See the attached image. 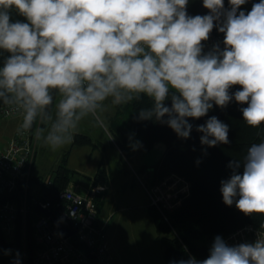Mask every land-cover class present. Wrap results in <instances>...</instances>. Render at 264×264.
<instances>
[{"label": "clouds", "instance_id": "obj_1", "mask_svg": "<svg viewBox=\"0 0 264 264\" xmlns=\"http://www.w3.org/2000/svg\"><path fill=\"white\" fill-rule=\"evenodd\" d=\"M188 3L0 0V52L8 54L0 66V101L22 113L18 131H31L39 119L47 127H37L35 138L55 151L73 142L86 117L103 127L98 112L109 98L121 105L142 96L152 105L138 120L166 123L183 139L193 129L189 118L233 99L247 105L241 108L246 125L264 126V0L247 13L239 9L248 0H228V8L225 0H202L208 14L195 16L187 13ZM13 9L25 20L13 22ZM214 28L223 33V50L216 44L205 53ZM234 86L240 90L230 94ZM196 131L203 133L202 145L229 143L228 125L215 116ZM228 167L232 175L220 188L224 204L264 215V139ZM172 264H264V235L231 246L217 236L206 259Z\"/></svg>", "mask_w": 264, "mask_h": 264}, {"label": "trees", "instance_id": "obj_2", "mask_svg": "<svg viewBox=\"0 0 264 264\" xmlns=\"http://www.w3.org/2000/svg\"><path fill=\"white\" fill-rule=\"evenodd\" d=\"M257 2L259 0H248V3L239 10L247 13L251 10L252 4ZM228 7V0H225V8ZM186 10L190 16L208 14L202 0H189ZM10 16L13 22L25 20L14 9L10 11ZM210 36L220 37V40L212 46L204 47V52L211 51L216 44H219L220 49L223 50V33L214 28ZM7 55L0 52V66L3 65ZM237 90H240L239 87L234 86L230 89V94ZM57 97L58 95L54 93L51 111ZM165 104L170 107L171 100H167ZM1 105H4L2 101H0ZM151 105L152 101L147 96H142L138 101L121 104L118 111L111 116L109 129L115 137L117 146L119 145L118 148L125 156H122V162L126 161L125 159L129 160L135 153L148 152L153 147H159V144L163 147L162 157L150 167L151 170H148L146 165L139 168V171L147 176V183L153 184L166 174L176 173L184 176L190 184V193L182 199L179 206L167 213L166 217L156 208L150 209L156 230L164 242V262L161 264H172L174 261L186 260L190 256L197 260L206 259L215 237L220 236L223 239L227 234L245 225H253L264 230V215H245L235 207V203L230 207L225 205L220 191L221 181L227 180L232 175L233 170L228 167L229 163L243 160L248 147L264 139V126L252 128L244 122L241 108L247 105H241L233 99L224 108L213 105L207 115L200 119L189 118L188 122L193 125V129L187 139L178 137L166 123L156 121L154 118L138 120L140 110ZM212 116L228 125L229 143L218 144L215 147L201 144L200 137L203 133L197 132L196 127L205 124ZM164 119L166 120L167 117ZM73 142L80 146L93 144L90 135L84 133H78ZM137 142L139 146L134 148ZM237 171L242 174V164ZM76 173L64 162L54 170L53 178L50 179L51 184L48 179L39 178L43 190L42 199L59 201L60 193L69 186L73 174ZM103 182L107 183V181ZM21 198L22 187L18 182L14 189L0 193V204L7 201L21 204ZM103 199L99 201V206ZM32 207V215H35L38 213L37 208L35 204ZM97 222H100L99 219ZM21 227L22 220L19 216L14 239L8 238V234L0 227V264L8 261L7 252L14 242L17 244L19 264H24V242L26 264H32L36 249L33 228L28 225L24 238Z\"/></svg>", "mask_w": 264, "mask_h": 264}, {"label": "built area", "instance_id": "obj_3", "mask_svg": "<svg viewBox=\"0 0 264 264\" xmlns=\"http://www.w3.org/2000/svg\"><path fill=\"white\" fill-rule=\"evenodd\" d=\"M219 40L220 37L210 36L204 42V47L212 46ZM17 116L23 115L6 105L0 106V122ZM34 125L31 131H18L19 126L13 138L0 147V193L14 189L18 182L22 187L21 204L12 201L0 204L1 229L7 234L13 233L21 216V230L25 238L28 225H31L36 243L32 264H120L110 252L107 222H97L105 183H94L83 193L68 186L56 202L35 200L38 213L32 215L33 205L28 191L36 154L35 129L39 127L40 121ZM142 184L150 204L164 217L190 193L187 179L176 173L166 174L153 184L144 181ZM38 206L49 210L50 215L42 213ZM52 217L59 219L73 233L69 236L62 234L52 222ZM258 234L264 235V230L245 225L227 234L223 240L230 246L251 243Z\"/></svg>", "mask_w": 264, "mask_h": 264}, {"label": "rangeland", "instance_id": "obj_4", "mask_svg": "<svg viewBox=\"0 0 264 264\" xmlns=\"http://www.w3.org/2000/svg\"><path fill=\"white\" fill-rule=\"evenodd\" d=\"M58 100L59 96L56 98L55 105ZM55 105L52 110L53 113L55 112ZM119 106L120 105L113 104L111 98L104 102L103 110L98 112L99 119L103 122V127L93 117L89 116L87 117V121H85L88 134L93 138L100 137L104 143V147L107 150L109 147L115 146L114 142L117 145V142L115 141V137L109 129L111 128L108 120L109 117H107L105 113L107 115L110 114L111 119V115L118 111ZM22 120L23 116H17L2 120L0 122V126L3 122L5 125H8V128L0 127V147L5 141V144H7L13 138ZM15 122H17L16 130L14 134L9 137L12 133L9 127ZM39 127H47V125L40 122ZM80 129L82 128L78 127L77 130L80 131ZM77 130L74 134V140L78 133ZM75 146L80 148H76ZM162 148V146L153 147L148 152L135 153L131 156V158L129 157V160L125 159L126 161H123L125 168L128 170L130 169L132 172L133 180H129L131 181L130 184L132 185L133 191H135L134 194H136L137 197L133 195L129 196V194L125 193L121 194V192L117 191V193L115 192L117 196L113 195L112 198L107 199L103 204L99 219L104 218V220L107 222L106 231L109 238L108 241L110 252L120 264H161L164 262V242L157 232L156 226L150 214V209L155 207L150 204L149 197L146 191L143 189L142 184V181L147 182V176L144 174V172L139 171L141 164L137 162L139 157L142 159L141 157L144 156V161L148 162L147 165H149L147 168L148 170H151L150 167L157 163L162 157ZM119 150L121 149L119 148ZM87 151L88 148L85 145H76L74 142L53 151L49 146L45 145L42 140H37L34 168L28 191L30 202H32L31 204H35V200L42 199L43 190L41 188V182L38 179H52L53 172L59 166V164L65 162L67 166L72 169L78 167L86 171L89 170L88 173H90L93 167H96L95 164L97 163V159L100 158L102 154L100 152H96L93 155L87 156ZM110 151L112 158H114L116 155L115 151ZM122 156L125 157L124 154ZM78 177H81L84 181L86 179L85 176L73 174L74 179H77ZM116 184L119 185L117 182ZM107 186L108 183H106V189ZM14 233L15 231L11 234H8V238L14 239ZM23 245V258L24 264H26L27 258L25 256V242ZM7 258L8 261L5 264H15L17 261V244L15 242L10 246L7 252Z\"/></svg>", "mask_w": 264, "mask_h": 264}, {"label": "crops", "instance_id": "obj_5", "mask_svg": "<svg viewBox=\"0 0 264 264\" xmlns=\"http://www.w3.org/2000/svg\"><path fill=\"white\" fill-rule=\"evenodd\" d=\"M105 115L107 117H109L108 120H109V123H110V121H111L110 114L107 115L105 113ZM112 115H114V114H112ZM90 117H92V116H90ZM87 119L88 118L86 117L78 125V127L82 128V129H80V131L77 130L78 133H84V134L89 135L87 130H86V124H85V121H87ZM16 123L17 122H15L14 124H12L9 127L11 132H12L9 137H11L14 134V132L16 130V127H17ZM1 124L2 125L0 127H7L8 126V125H5L4 122L1 123ZM90 137L93 140V144L85 145L88 148V151L86 152L87 156L93 155L96 152H100L102 155H101L100 158L97 159V163L95 164L96 167H93V169H92V171L90 173H88L89 170L86 171V170H83L82 168H78V167L73 168V169L71 168L72 170H75L77 172L76 174L78 176H85L86 179L84 181L81 177H78L77 179L72 178V181L70 182L69 186L71 188H73L75 191H77L79 193H83L92 184L97 183V182L107 181L108 188L105 191V198L103 199L102 204L99 206V214H98V219H99L103 204L106 202L107 199L112 198L113 195L117 196L116 195L117 191L121 192V194L122 193L129 194V196L133 195V196L137 197V195L134 194L135 191H133L132 185L130 184V182H131L130 180H133L132 179L133 178L132 172H131L130 169L129 170L126 169L125 165L122 164L123 163L122 159H121L122 152L119 150V148L117 147L116 143L113 141L115 146L109 147V149L107 150L104 147V143L100 139V137L99 138H93L92 136H90ZM5 143H6V141L4 142L3 145H1V147L4 146ZM160 146L161 145L159 144V147ZM76 148H80V147H76ZM91 150H92V152H91ZM110 150H114L115 151L116 155L114 156V158H112ZM141 158L142 159H140V157H139V159H137V162L139 164H141L140 167H142L144 165L149 166V165H147L148 162L144 161L145 160L144 156H142ZM130 173H131V175H130ZM116 182L119 183V185H117ZM106 219H108V218H106ZM99 221L100 222L104 221V218L99 219ZM107 235H108V233H107Z\"/></svg>", "mask_w": 264, "mask_h": 264}, {"label": "water", "instance_id": "obj_6", "mask_svg": "<svg viewBox=\"0 0 264 264\" xmlns=\"http://www.w3.org/2000/svg\"><path fill=\"white\" fill-rule=\"evenodd\" d=\"M38 208L40 209V211L42 213H44L45 215L49 216L50 215V211L47 209H43L42 207L38 206ZM52 222L56 225L57 229L64 234L65 236H69L73 233L72 230H70L69 228H67L59 219H57L56 217H52Z\"/></svg>", "mask_w": 264, "mask_h": 264}]
</instances>
